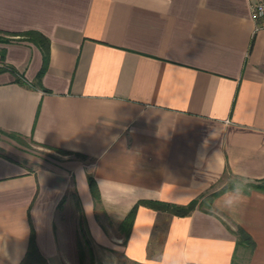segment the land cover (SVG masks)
Segmentation results:
<instances>
[{
    "label": "crops",
    "instance_id": "1",
    "mask_svg": "<svg viewBox=\"0 0 264 264\" xmlns=\"http://www.w3.org/2000/svg\"><path fill=\"white\" fill-rule=\"evenodd\" d=\"M254 1L0 0V264H22L32 240L45 264H153L177 241L231 264L237 226L256 243L245 264H264L258 190L231 212L232 190L214 214L142 205L121 229L141 201L186 205L240 170L264 180ZM28 31L50 41L40 78L42 49L8 35Z\"/></svg>",
    "mask_w": 264,
    "mask_h": 264
},
{
    "label": "trees",
    "instance_id": "2",
    "mask_svg": "<svg viewBox=\"0 0 264 264\" xmlns=\"http://www.w3.org/2000/svg\"><path fill=\"white\" fill-rule=\"evenodd\" d=\"M1 32L2 31H0V33ZM8 35L28 38V40L34 41L42 49L43 56H44V67H43L42 72H40L39 74V78H40L43 72L45 71L46 65L49 61V49H50L49 39L37 31H28L22 34L8 33ZM79 156L84 158L83 155H79ZM229 179H233V182L225 184L219 190L213 191L208 194L201 195L199 198L192 200L190 203L186 205H177V204H173L169 202H161V201H141L139 202L132 209L130 214L121 224V229L126 234V240L133 226L137 210L140 206L144 205L147 207L154 208L156 210L169 212L176 216H188L196 208H203L205 206L210 208L211 209L210 212L213 213L214 200L222 193L231 191L233 188V185L236 183H239L242 180V178L240 177H230ZM90 186L94 193V197L96 198L97 201H99L100 200L99 192H98V188H97L96 182L93 177H90ZM252 190H258V191L264 192V180L256 181V182L247 181L245 188H244V193L248 194ZM234 234L236 235V238H237V246H236V253L234 255V258L231 264H245V261L248 260L252 256L256 248V243L254 239L252 238V236L241 226H237L236 231H234ZM31 263L45 264L44 260L41 258L40 254L38 253V250L33 240L30 243V247H29V251L27 253L26 259L24 260L22 264H31Z\"/></svg>",
    "mask_w": 264,
    "mask_h": 264
},
{
    "label": "clouds",
    "instance_id": "3",
    "mask_svg": "<svg viewBox=\"0 0 264 264\" xmlns=\"http://www.w3.org/2000/svg\"><path fill=\"white\" fill-rule=\"evenodd\" d=\"M235 174L242 176V180L233 185L229 198L223 202V208L227 212L234 211L245 199L244 188L247 183V173L240 170ZM152 259L153 264H198L195 251L179 241L166 246L158 259Z\"/></svg>",
    "mask_w": 264,
    "mask_h": 264
},
{
    "label": "built area",
    "instance_id": "4",
    "mask_svg": "<svg viewBox=\"0 0 264 264\" xmlns=\"http://www.w3.org/2000/svg\"><path fill=\"white\" fill-rule=\"evenodd\" d=\"M252 17L258 23V29H264V0L252 3Z\"/></svg>",
    "mask_w": 264,
    "mask_h": 264
},
{
    "label": "rangeland",
    "instance_id": "5",
    "mask_svg": "<svg viewBox=\"0 0 264 264\" xmlns=\"http://www.w3.org/2000/svg\"><path fill=\"white\" fill-rule=\"evenodd\" d=\"M33 156L35 157H38V158H41V159H47V158H50L49 157V154L40 150L39 148L37 147H33L31 148V150L29 151ZM232 180V181H231ZM233 182V179H228V180H224V182L220 185V187L216 188L214 191L216 190H219L221 187H223L225 184L227 183H232ZM88 264V262H87Z\"/></svg>",
    "mask_w": 264,
    "mask_h": 264
}]
</instances>
